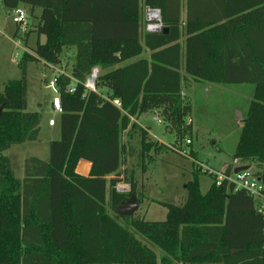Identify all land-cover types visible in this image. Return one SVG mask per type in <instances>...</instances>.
I'll return each mask as SVG.
<instances>
[{"label": "trees", "instance_id": "16d2710c", "mask_svg": "<svg viewBox=\"0 0 264 264\" xmlns=\"http://www.w3.org/2000/svg\"><path fill=\"white\" fill-rule=\"evenodd\" d=\"M0 2L11 10L23 3L32 12L41 9L33 31L45 41L24 53V75L28 62L60 66L68 52L72 57L69 74L58 76L60 137L50 141L47 161L25 160L23 178L4 152L36 141L41 115L28 110L26 76L0 91V264H264L257 200L227 179L217 183L211 173L214 181L202 193L199 164L183 203L160 202L165 220L113 215L131 195L139 204L146 198L137 167L123 165L136 156L145 172L144 158L164 149L133 118L154 111L175 133L174 146L192 132L186 124L191 103L182 94L185 74L254 85L230 155L257 162L253 172L264 184V0ZM143 7L160 10V31L144 29ZM94 67L100 73L91 90L85 82ZM73 79L76 90L70 92ZM190 155L196 158L195 151ZM121 182L130 184L129 192L117 189ZM129 226L164 252L160 259Z\"/></svg>", "mask_w": 264, "mask_h": 264}, {"label": "rangeland", "instance_id": "374dc122", "mask_svg": "<svg viewBox=\"0 0 264 264\" xmlns=\"http://www.w3.org/2000/svg\"><path fill=\"white\" fill-rule=\"evenodd\" d=\"M20 7L27 13V26L15 23L12 20V10L0 2V91L3 90L7 81L26 76L28 110L38 111L41 115L39 138L36 141L15 144L4 152L11 159L16 177L23 178L25 160L32 156L48 159L49 140L56 137L60 130L58 125L53 128L49 126V120L58 115L52 109V101L56 93L47 85L57 71L44 61H31L28 62L26 75H24L19 66L25 52L33 53L38 40L44 42V35L39 37L33 31L38 23L41 9L35 8L32 12L30 6L24 3L20 4ZM146 10L147 8L143 7L141 12L145 30ZM182 17L185 18V11ZM68 53L59 66L66 72L69 71L72 61L70 52ZM185 77L182 94L191 103V113L186 117V124H191V119L194 121L192 132L186 135L192 143L187 145L186 138L182 143L187 151L196 152V158L184 156L174 150L175 133L168 130L162 120H158L154 111H148L140 116V122L148 127L151 139L163 144L164 149L160 153L152 150L151 157L144 158L147 167L145 172L141 171L142 168L136 156L130 157L128 163L123 165V168L131 169L132 166L129 163H134L137 167L136 174L145 183L146 198L139 204L134 215L142 216L149 221L165 220L167 208L160 202L181 204L185 201L187 196L185 185L193 178L194 172L198 169L197 164H202L204 169L221 171L225 164L232 161L229 150L238 142L246 110L254 93V85L227 86L196 81L186 74ZM133 120L136 121V118ZM219 148L225 149L221 151ZM203 168L198 171V180L201 192L206 193L214 179L210 171H205ZM123 184L129 185V189L125 190L129 192L130 184L120 183V185ZM113 215L119 217L116 213ZM128 229L142 243L152 248L160 259L164 254L160 248L132 227L129 226Z\"/></svg>", "mask_w": 264, "mask_h": 264}, {"label": "built area", "instance_id": "2783aa9c", "mask_svg": "<svg viewBox=\"0 0 264 264\" xmlns=\"http://www.w3.org/2000/svg\"><path fill=\"white\" fill-rule=\"evenodd\" d=\"M152 11H159L158 9H151L147 7L146 10V30L150 32H156L160 31L162 29V23H161V16L159 13L158 19L152 18ZM12 20L17 23L18 25H24L27 26V13L22 7H17L12 10ZM52 68H54L57 71V74L54 75V78L49 81L48 88L52 89L56 96L54 97L52 101V109L53 111L59 116L63 112L62 107V101L59 93L58 88V76L61 74L68 75L69 73L62 70L59 66L51 65ZM100 73L99 67H94L90 76L85 82V87L91 90H95V82ZM75 79H73V84L69 87L70 92H74L76 90L75 88ZM113 103L117 106H120L121 103L119 100L115 99L113 100ZM158 118V116H157ZM158 120H160L158 118ZM161 121V120H160ZM56 120L55 118H51L49 120V125H55ZM186 144L190 145L192 142L190 139L186 138ZM174 150L178 151L184 156L190 157V151H187L184 147L183 143L177 146L173 147ZM200 167L203 168V165L200 164ZM239 159H233L232 162L225 164L224 167L221 169V171H216L210 168H203L205 171H210L211 174L216 175L217 177V183H221L224 179H227L230 182H233L236 184L237 189H244L246 190L250 195H252L257 200V209L259 212H261L264 215V184L259 180V178L254 174V172L251 169L242 170L239 172H235V170L240 167ZM122 186V187H121ZM117 189L120 192H127L126 189H129V185L123 184L120 185V183L117 185Z\"/></svg>", "mask_w": 264, "mask_h": 264}, {"label": "water", "instance_id": "95a60500", "mask_svg": "<svg viewBox=\"0 0 264 264\" xmlns=\"http://www.w3.org/2000/svg\"><path fill=\"white\" fill-rule=\"evenodd\" d=\"M163 31L165 33L168 32V28L165 27ZM246 169H248V166H240L235 170V172H239V171L246 170ZM138 207H139V202L137 201L136 195L133 194L130 196L129 199L122 201L118 205L117 213L119 216H123V215L131 216V215H134V213L138 210Z\"/></svg>", "mask_w": 264, "mask_h": 264}, {"label": "crops", "instance_id": "0c3cea01", "mask_svg": "<svg viewBox=\"0 0 264 264\" xmlns=\"http://www.w3.org/2000/svg\"><path fill=\"white\" fill-rule=\"evenodd\" d=\"M145 8H147V7H145ZM45 37V36H44ZM44 41H45V39H44ZM194 80V79H193ZM55 120H56V124L55 125H49L51 128H53V127H55V126H59V123H58V120H59V116H56V118H55ZM193 119H191V125H192V127H193ZM136 122L137 123H139L141 126H143V127H145L141 122H140V117L138 118V119H136ZM59 130H60V127H59ZM41 131V130H40ZM148 132H149V130H148ZM149 134H150V132H149ZM55 137V136H54ZM50 138V140L49 141H52V140H54L55 138H59L60 137V133L55 137V138ZM236 145V144H235ZM235 145L229 150V151H232L233 149H234V147H235ZM224 149L225 148H219V150H221V151H224ZM229 156H231V155H229ZM36 157H38V156H36ZM38 158H40V157H38ZM41 159V158H40ZM48 159H49V157H48ZM48 159H42V160H44V161H47ZM232 161H233V158H232ZM231 161V162H232ZM239 163H241V166H248V168L249 169H251L252 171H257L259 168H260V166H259V164L257 163V162H255V161H252V160H246V161H243V160H241V159H239ZM257 165V166H256Z\"/></svg>", "mask_w": 264, "mask_h": 264}, {"label": "bare ground", "instance_id": "6f19581e", "mask_svg": "<svg viewBox=\"0 0 264 264\" xmlns=\"http://www.w3.org/2000/svg\"><path fill=\"white\" fill-rule=\"evenodd\" d=\"M151 14H152L151 16H152L153 19H158L159 18L158 11H152Z\"/></svg>", "mask_w": 264, "mask_h": 264}]
</instances>
